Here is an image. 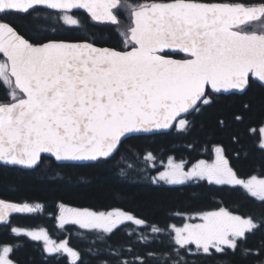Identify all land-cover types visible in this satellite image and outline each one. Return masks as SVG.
I'll list each match as a JSON object with an SVG mask.
<instances>
[{
	"label": "snow or ice",
	"instance_id": "1",
	"mask_svg": "<svg viewBox=\"0 0 264 264\" xmlns=\"http://www.w3.org/2000/svg\"><path fill=\"white\" fill-rule=\"evenodd\" d=\"M45 9L76 29L82 25L74 10H83L101 32L114 31L119 46H97L83 38L34 42L33 37L43 35L36 28V16ZM253 86L264 88V0H0L3 165L35 169L45 158L65 167L104 164L129 139L187 133L192 127L189 117ZM259 137L258 148L264 152V127ZM212 153L211 162L199 160L187 170L185 161L170 157L153 183L206 181L243 190L264 205V178H242L220 145ZM144 158L155 161L150 152ZM40 208L0 200V223L7 225L10 213ZM59 209L61 226L73 224L109 235L125 222L146 225L121 210L97 212L63 204ZM189 219L196 222L171 227V241L184 264L188 261L181 249L205 261L241 250L248 255L249 236L264 231V216L257 220L223 207ZM160 231L151 228L154 234ZM11 233L44 241L49 254L62 251L73 262L80 258L67 242L55 245L42 229L12 226ZM11 253L13 246H0V264H16ZM260 255L264 257V248ZM139 264L151 261L139 258ZM258 264H264V258Z\"/></svg>",
	"mask_w": 264,
	"mask_h": 264
},
{
	"label": "trees",
	"instance_id": "2",
	"mask_svg": "<svg viewBox=\"0 0 264 264\" xmlns=\"http://www.w3.org/2000/svg\"><path fill=\"white\" fill-rule=\"evenodd\" d=\"M74 14L81 21L79 29L63 25L55 11L42 10L36 16V28L43 35L33 37L34 42H47V39L77 42L83 38L95 41L97 46H119L114 31L101 32L86 14ZM121 18L126 19L123 15ZM236 116H241L242 120L237 121ZM189 119L192 127L187 133L172 131L129 139L115 158L104 164L65 167L45 158L34 170L0 166V200L20 205L39 204L43 208L16 216L7 225L0 224V246H13L10 258L16 264H117L118 260L121 264L124 260L139 264V258L151 264H173V261L184 264L170 238L171 227L181 225L183 216L223 207L259 220L264 216V205L243 190L220 188L206 181L155 184L151 180L154 170L145 166L143 158L150 152L161 160L173 156L179 161L194 162L209 158L212 148L220 145L241 176L264 177V152L258 148L259 128L264 124V88L253 86L243 95L221 98L208 110ZM129 165L141 170L131 171ZM61 204L94 211L122 210L143 219L146 225L126 223L111 235L73 224L60 228L56 212ZM12 226L43 228L52 237L66 238L80 258L71 263L65 255L48 254L41 242L12 234ZM152 227L159 228L160 233H152ZM246 248L248 255L241 250L235 255L206 261L198 260L183 249L180 253L188 264H258L259 259L264 258L260 255L264 248V231L249 236ZM192 250L195 252L194 247ZM149 252L153 255L148 256Z\"/></svg>",
	"mask_w": 264,
	"mask_h": 264
},
{
	"label": "rangeland",
	"instance_id": "3",
	"mask_svg": "<svg viewBox=\"0 0 264 264\" xmlns=\"http://www.w3.org/2000/svg\"><path fill=\"white\" fill-rule=\"evenodd\" d=\"M123 15V14H122ZM124 16V15H123ZM125 17V16H124ZM126 20V19H125ZM125 23H127V20L125 21ZM261 127H264V124H263V126H261ZM147 155V154H146ZM145 155V156H146ZM152 155L155 157V161L154 162H150V161H146L145 160V158H143V162H144V164H145V166H147L148 168H151V169H153L154 170V175L151 177V180L153 181V178H155V177H158V175H159V173L160 172H163V171H165L166 170V165H167V161H168V159L171 157V158H174L173 156H169V157H166L165 158V160H161L160 158H158V157H156V155L155 154H153L152 153ZM144 156V157H145ZM131 158H132V156H131ZM175 160H176V162H180L179 160H177L176 158H174ZM213 159V153L211 152V155H210V157L209 158H207V159H202V160H206V161H209V162H211V160ZM199 161V160H198ZM198 161H194V162H189V161H185L186 162V170L187 169H189V168H191V166L192 165H194L195 163H197ZM130 167L129 168H131V171H140L141 169H137L135 166H131V165H129ZM259 178V177H258ZM190 182H195V181H189V182H187V183H190ZM162 183V182H161ZM186 183V184H187ZM28 205H30V206H32L33 208H35V205H33V204H28ZM43 208H42V206H41V208L40 209H37V210H35L34 212H32V213H35V212H37L38 210H42ZM117 210V209H116ZM94 211V210H93ZM109 211H115V210H109ZM109 211H97V212H109ZM122 211V210H121ZM214 211H216V210H214ZM32 213H24V214H32ZM131 214V213H130ZM59 215H60V209H59V206H58V209H57V212H56V222H57V225H58V227H60V228H63V227H65L66 225H72V224H64V225H62L61 226V224H60V222H59ZM133 215V214H132ZM197 215V214H196ZM196 215H186V216H183V219H184V221H183V223L181 224V225H174V226H176V227H182L183 226V224L184 223H190V222H196V221H192V220H190L189 219V217H194V216H196ZM135 216V215H134ZM136 217V216H135ZM126 223H131V222H125L124 224H126ZM132 224V223H131ZM78 226V225H77ZM121 226V225H120ZM120 226H118V228L120 227ZM23 229H27V230H29V231H33V230H35V231H39V230H44V232L48 235V237L52 240V241H54L55 242V245H59L61 242H67V244H68V246L69 247H71L70 246V244H69V241L66 239V238H63V239H57V237H52L50 234H49V232L47 231V230H45V229H43V228H23ZM87 230V229H86ZM98 231H100V230H98ZM115 231V230H114ZM102 232V231H101ZM20 235H23V234H20ZM24 236H26V235H24ZM27 237V236H26ZM29 238V237H28ZM59 238V237H58ZM38 242H41L42 244H43V247H44V249H45V243H44V241H38ZM194 247V246H193ZM72 248V247H71ZM73 249V248H72ZM76 251V250H75ZM48 253V252H47ZM49 254V253H48ZM54 254H62V255H65V256H67L68 257V259L70 260V262L71 263H75V262H73V260H72V258L70 257V256H68L66 253H64V252H57V253H52V255H54Z\"/></svg>",
	"mask_w": 264,
	"mask_h": 264
},
{
	"label": "water",
	"instance_id": "4",
	"mask_svg": "<svg viewBox=\"0 0 264 264\" xmlns=\"http://www.w3.org/2000/svg\"><path fill=\"white\" fill-rule=\"evenodd\" d=\"M51 11H54V10H51ZM74 12H82V13H84V14H86L83 10H79V11H75L74 10ZM78 42V41H77ZM245 94V93H244ZM236 95H243V94H236ZM170 132H172V131H169V132H166V133H156V134H146V135H143V136H140V137H151V136H155V135H161V134H167V133H170ZM116 155V154H115ZM51 159H53V158H51ZM54 160V159H53ZM55 161V160H54ZM56 162V161H55ZM57 163V162H56ZM58 164V163H57ZM88 164H90V163H86V164H82V165H88ZM59 165V164H58ZM82 165H80V166H82ZM0 166H3V167H7V168H17V169H21V170H25V171H28V170H34V169H24V168H22V167H20V166H8V165H3L2 163H0ZM37 168V167H36ZM35 168V169H36ZM16 214H18V213H10L9 214V216L7 217V220L9 219V218H11L12 216H14V215H16ZM0 224H2V223H0Z\"/></svg>",
	"mask_w": 264,
	"mask_h": 264
},
{
	"label": "flooded vegetation",
	"instance_id": "5",
	"mask_svg": "<svg viewBox=\"0 0 264 264\" xmlns=\"http://www.w3.org/2000/svg\"><path fill=\"white\" fill-rule=\"evenodd\" d=\"M224 148V147H223ZM225 149V148H224ZM225 154H226V156L228 157V159H229V161H230V164L232 165V167L236 170V168L234 167V165H233V163H232V161H231V158H230V156L228 155V153L226 152V150H225ZM235 156H237V155H235ZM237 171V170H236ZM237 173L239 174V172L237 171ZM240 175V174H239ZM253 174H250V175H245V176H241L242 178H245V179H247V178H249V177H251ZM257 176V175H256ZM257 177H259V176H257ZM259 178H264V177H259ZM230 211V210H229ZM233 213V212H232ZM22 214H24V213H18V214H16V215H14V216H12L11 218H9L7 221H8V223L7 224H9L16 216H19V215H22ZM234 214H236V213H234Z\"/></svg>",
	"mask_w": 264,
	"mask_h": 264
}]
</instances>
